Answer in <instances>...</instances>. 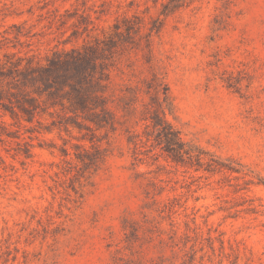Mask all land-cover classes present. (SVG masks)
Masks as SVG:
<instances>
[{"label": "rangeland", "instance_id": "obj_1", "mask_svg": "<svg viewBox=\"0 0 264 264\" xmlns=\"http://www.w3.org/2000/svg\"><path fill=\"white\" fill-rule=\"evenodd\" d=\"M172 2L0 0V62L87 61L24 87L51 114L0 106V264H264V0ZM157 119L216 170L172 162Z\"/></svg>", "mask_w": 264, "mask_h": 264}, {"label": "trees", "instance_id": "obj_2", "mask_svg": "<svg viewBox=\"0 0 264 264\" xmlns=\"http://www.w3.org/2000/svg\"><path fill=\"white\" fill-rule=\"evenodd\" d=\"M181 0H174L172 3H179ZM20 60L3 63L0 62V106L5 109L2 115H10L12 120L20 122L24 120L28 123H33L36 116H42L44 113H49L51 108H55L57 104H52L48 107H42L40 98L42 94L36 92L38 98L33 95H27L24 87L31 83L41 82L44 85H55V90L63 85L60 82L59 76L64 69L82 71L87 63L86 60L72 63L69 66L63 61H49L47 67L27 65L23 66ZM88 79L83 78V81ZM73 94L70 97V111L83 114L85 120L91 121L99 129L103 127H113L114 117L108 110L105 99L92 96L89 87L77 82L69 85ZM53 88V87H51ZM52 95V94H51ZM47 105V104H46ZM99 110V112H97ZM6 122L0 119V139L3 135H9L6 129ZM156 132V141L159 145H164L163 148L167 152L168 157L177 165L193 166V162H189L195 158L197 170L204 169L208 172L216 170L214 164H206L203 161L205 152L197 148V152L189 144L185 143L179 133L167 123L165 120H156L153 123ZM24 155L31 157V152L28 148L25 149ZM78 159L86 164V158L79 156ZM207 165V166H205ZM217 164V169L223 166Z\"/></svg>", "mask_w": 264, "mask_h": 264}]
</instances>
